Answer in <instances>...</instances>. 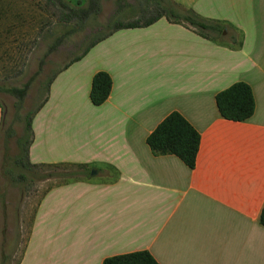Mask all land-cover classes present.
<instances>
[{
    "label": "crops",
    "instance_id": "obj_1",
    "mask_svg": "<svg viewBox=\"0 0 264 264\" xmlns=\"http://www.w3.org/2000/svg\"><path fill=\"white\" fill-rule=\"evenodd\" d=\"M174 1L224 22L220 41L162 17L114 31L50 83L30 160L90 170L45 191L19 264H102L141 250L159 264H264V0ZM98 71L112 88L93 105ZM236 81L255 99L245 121L216 106ZM172 111L200 134L193 168L146 142Z\"/></svg>",
    "mask_w": 264,
    "mask_h": 264
},
{
    "label": "rangeland",
    "instance_id": "obj_2",
    "mask_svg": "<svg viewBox=\"0 0 264 264\" xmlns=\"http://www.w3.org/2000/svg\"><path fill=\"white\" fill-rule=\"evenodd\" d=\"M126 2L128 5L118 10L115 0H103L95 21L76 28L73 23L60 22L54 9L45 6L44 1L0 0V104L4 109L0 134V264H19L41 197L72 170L43 166L36 168L37 174L32 177L11 179L8 168L19 152L17 139L24 133L25 115L44 100L52 75L81 53L97 34L98 23L137 15L138 1ZM25 84L26 95L17 107L16 97L7 90ZM8 129L13 132L9 138L5 137ZM46 173H61L64 177L39 179Z\"/></svg>",
    "mask_w": 264,
    "mask_h": 264
},
{
    "label": "trees",
    "instance_id": "obj_3",
    "mask_svg": "<svg viewBox=\"0 0 264 264\" xmlns=\"http://www.w3.org/2000/svg\"><path fill=\"white\" fill-rule=\"evenodd\" d=\"M45 6L52 7L57 19L64 24L73 23L76 28H81L86 24L94 22L102 10L103 0H77L71 3L68 0H43ZM117 9L121 10L128 5L126 0H115ZM139 12L137 15L127 19L112 18L105 23L99 24V31L85 46L83 51L70 59L60 70L56 71L47 84V94L41 104L25 115L24 133L17 139L19 147L18 154L13 159V164L8 168L11 172V179L17 177H32L37 174L35 171L39 167H71L72 170L61 182L77 180L83 175H88L90 168L86 164L69 163H33L29 157V148L33 141L32 120L34 115L44 105L48 97L49 85L58 72L68 67L73 62L82 59L89 50L98 42L110 36L119 29H128L148 26L162 17L170 22L184 24L194 29L201 37L220 41L221 34L225 28L224 22L205 18L195 12L192 8H187L174 0H137ZM84 2V4H82ZM74 29V27L72 28ZM71 31V30H70ZM56 43L50 46L49 50L55 49ZM112 88V80L106 71L96 72L91 80L89 99L93 105L102 104L109 96ZM28 84L22 87H11L9 91L16 97V106L20 107L26 92ZM216 106L221 117L234 120H248L255 110V99L251 86L244 81H236L227 88L219 91L215 95ZM2 107V105L0 104ZM0 134L3 131L4 109ZM5 137H10L13 132L8 129L5 131ZM146 142L155 155L173 154L177 156L189 168H193L199 148L200 134L192 124L178 111L170 112L147 136ZM63 176L61 173L41 174L39 179ZM64 177V176H63ZM67 178V179H66ZM259 222L264 226V204L262 206ZM102 264H159L155 258L147 251H135L126 254H119L107 257Z\"/></svg>",
    "mask_w": 264,
    "mask_h": 264
}]
</instances>
